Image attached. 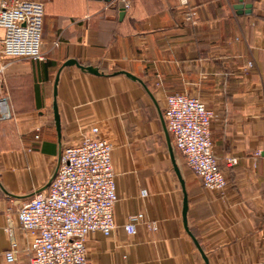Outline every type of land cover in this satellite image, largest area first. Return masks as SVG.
<instances>
[{
    "label": "crops",
    "instance_id": "1",
    "mask_svg": "<svg viewBox=\"0 0 264 264\" xmlns=\"http://www.w3.org/2000/svg\"><path fill=\"white\" fill-rule=\"evenodd\" d=\"M42 51L44 59L10 60L0 74V97L13 113L0 121V264H30L17 207L48 189L62 146L96 125L113 144L119 199L111 234L88 237L93 264H206L184 225L175 165L188 194V227L209 264H260L264 0H59L46 10ZM70 58L102 73L62 67L59 135L54 84ZM176 92L200 97L214 112L211 138L227 178L222 193L205 188L167 129L163 109ZM133 213L142 219L128 233ZM9 223L16 226L14 262L5 257Z\"/></svg>",
    "mask_w": 264,
    "mask_h": 264
},
{
    "label": "built area",
    "instance_id": "2",
    "mask_svg": "<svg viewBox=\"0 0 264 264\" xmlns=\"http://www.w3.org/2000/svg\"><path fill=\"white\" fill-rule=\"evenodd\" d=\"M44 19L42 0H0V74L10 60L44 59ZM213 114L200 97L179 92L167 95L163 109L167 129L189 167L207 190L222 193L227 178L212 143ZM12 117L9 98L1 96L0 121ZM112 149L100 127L92 126L80 142L62 146L48 189L36 192L17 207L18 227L27 239L30 264H93L88 256V237L96 231L110 235L116 227L114 209L119 197ZM226 160L233 165L238 159L227 156ZM142 194L147 195V191L143 189ZM141 219V213L131 214L124 225L126 231L135 233ZM6 230L10 246L5 257L14 262L18 253L16 226L9 223ZM260 264H264V256Z\"/></svg>",
    "mask_w": 264,
    "mask_h": 264
},
{
    "label": "water",
    "instance_id": "3",
    "mask_svg": "<svg viewBox=\"0 0 264 264\" xmlns=\"http://www.w3.org/2000/svg\"><path fill=\"white\" fill-rule=\"evenodd\" d=\"M121 5H124V2L121 1ZM123 8V7H122ZM124 15V10L121 11V16ZM77 65L78 67H80L83 70L89 71L91 73L94 74H101L102 72L98 69V67L93 66V65H83L81 64L77 59L75 58H70L67 61H65L63 63V65L59 68L57 75H56V79H55V84H54V103H53V108H54V118L56 121V126H57V130L59 135H61V123H60V114H59V110H58V104H57V100H56V96H57V85H58V80H59V74H60V70L62 69L63 66L66 65ZM125 73L127 76L133 78V79H138L135 75H133L132 73L128 72V71H120ZM175 169L177 171L178 177L180 179L181 185H182V189H183V193H184V197H183V220H184V225L186 230L188 231V233L192 236L193 240L195 241L198 249L200 250L202 257L204 258L206 264H209L207 255L205 254L203 248L201 247L199 241L195 238V236L191 233L189 227H188V219H187V213H188V208H189V200H188V194L186 191V186H185V181L177 167V165H175Z\"/></svg>",
    "mask_w": 264,
    "mask_h": 264
},
{
    "label": "rangeland",
    "instance_id": "4",
    "mask_svg": "<svg viewBox=\"0 0 264 264\" xmlns=\"http://www.w3.org/2000/svg\"><path fill=\"white\" fill-rule=\"evenodd\" d=\"M58 1L59 0H50V1H47L46 10H52L53 8H55V6L58 3Z\"/></svg>",
    "mask_w": 264,
    "mask_h": 264
},
{
    "label": "trees",
    "instance_id": "5",
    "mask_svg": "<svg viewBox=\"0 0 264 264\" xmlns=\"http://www.w3.org/2000/svg\"><path fill=\"white\" fill-rule=\"evenodd\" d=\"M103 1H105V2H110V1H112V0H103ZM46 6H47V2L45 3V13H46ZM118 9V7H116V10ZM50 11V10H49ZM220 168H221V170L225 173V171H224V169L222 168V166H221V163H220Z\"/></svg>",
    "mask_w": 264,
    "mask_h": 264
}]
</instances>
